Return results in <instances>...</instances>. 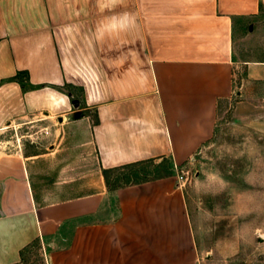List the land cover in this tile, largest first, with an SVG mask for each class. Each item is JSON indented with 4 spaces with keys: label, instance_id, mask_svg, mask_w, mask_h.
I'll use <instances>...</instances> for the list:
<instances>
[{
    "label": "crops",
    "instance_id": "0c3cea01",
    "mask_svg": "<svg viewBox=\"0 0 264 264\" xmlns=\"http://www.w3.org/2000/svg\"><path fill=\"white\" fill-rule=\"evenodd\" d=\"M263 15L264 0H0V264L32 247L41 264H193L175 184L109 190L102 171L209 141L220 104L264 81V54L241 58Z\"/></svg>",
    "mask_w": 264,
    "mask_h": 264
},
{
    "label": "rangeland",
    "instance_id": "374dc122",
    "mask_svg": "<svg viewBox=\"0 0 264 264\" xmlns=\"http://www.w3.org/2000/svg\"><path fill=\"white\" fill-rule=\"evenodd\" d=\"M250 25L245 24L241 58L256 60L264 54V17ZM239 73L236 68L238 83ZM37 132L38 126L22 127L18 135ZM18 135L12 132L14 142ZM37 141L20 142L23 147L48 144ZM159 179H169L178 188V219L196 252L193 264H264V81L244 83L242 95L220 104L214 135L192 157L180 163L167 158L110 171L107 188ZM184 241L182 237L181 245ZM23 264H41L35 247Z\"/></svg>",
    "mask_w": 264,
    "mask_h": 264
},
{
    "label": "clouds",
    "instance_id": "9594fccd",
    "mask_svg": "<svg viewBox=\"0 0 264 264\" xmlns=\"http://www.w3.org/2000/svg\"><path fill=\"white\" fill-rule=\"evenodd\" d=\"M126 23H127L126 16L120 17L119 19L113 18V22L110 25V27L113 29L118 28V27H124ZM221 183H223V181H221Z\"/></svg>",
    "mask_w": 264,
    "mask_h": 264
},
{
    "label": "trees",
    "instance_id": "16d2710c",
    "mask_svg": "<svg viewBox=\"0 0 264 264\" xmlns=\"http://www.w3.org/2000/svg\"><path fill=\"white\" fill-rule=\"evenodd\" d=\"M141 163H144V162L133 163V164H130V165H124V166L116 167V168L109 169V170H103V171H102V174H103L104 180H105V182H106V186H107V173H108V172H110V171H115V170H122V169L129 168V167H132V166H135V165L141 164ZM109 190H110V189H109Z\"/></svg>",
    "mask_w": 264,
    "mask_h": 264
},
{
    "label": "built area",
    "instance_id": "2783aa9c",
    "mask_svg": "<svg viewBox=\"0 0 264 264\" xmlns=\"http://www.w3.org/2000/svg\"><path fill=\"white\" fill-rule=\"evenodd\" d=\"M42 134H43V135H48V131H47V130H42ZM20 141H21V140H20L19 138L16 139V143H17V144H19Z\"/></svg>",
    "mask_w": 264,
    "mask_h": 264
}]
</instances>
